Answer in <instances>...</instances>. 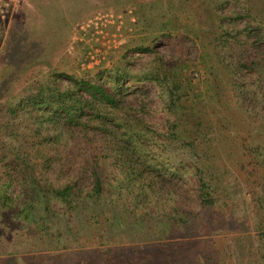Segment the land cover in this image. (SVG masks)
<instances>
[{"label":"rangeland","instance_id":"obj_1","mask_svg":"<svg viewBox=\"0 0 264 264\" xmlns=\"http://www.w3.org/2000/svg\"><path fill=\"white\" fill-rule=\"evenodd\" d=\"M259 21L264 0H0V115L38 82L82 94L83 79L124 74L122 91L151 128L143 154L179 169L157 192L140 191L109 166L102 196L74 210L38 200L20 173L5 205L0 180V264H264V212L257 213L264 166L255 163L262 154L264 163ZM173 74L182 88L176 107ZM177 113L205 133L194 138L182 127L168 139ZM193 139L202 142L197 153L182 143ZM203 152L219 171L208 208L193 169ZM65 171L50 173L56 184L66 182ZM24 190L38 219L22 212Z\"/></svg>","mask_w":264,"mask_h":264},{"label":"trees","instance_id":"obj_2","mask_svg":"<svg viewBox=\"0 0 264 264\" xmlns=\"http://www.w3.org/2000/svg\"><path fill=\"white\" fill-rule=\"evenodd\" d=\"M259 25L264 27L262 21H259ZM241 64L244 69L250 67L248 63ZM250 64L259 70L257 62ZM164 78L168 80L166 74ZM124 79V74L115 75L109 82L101 76L83 79L76 86L83 90L82 94H77L71 87L60 89L51 80H46L38 82L34 91L4 104L0 115V135L3 136L0 142L3 146L0 149V180L4 181L5 188L1 199L3 204L8 205L11 200L6 191L17 173L22 175L31 192L37 194L38 200L45 197L59 201L71 210L76 209L82 201L102 196L105 174L112 165L116 170H122L129 183L140 191L162 190L159 183L169 181L168 177H174L179 169L149 163L147 155L143 154L150 140L148 134L151 128L143 118H136L137 109L130 106L126 92L120 86ZM181 89V80L173 74L172 82L168 85L169 101L173 107H176L177 101H181ZM203 126L198 124L194 128L192 118L184 121L177 113L176 119L168 122V139H176L182 127L194 138H199L205 133L201 128ZM192 128L193 132L190 131ZM199 141L193 139L182 143L197 153L202 143ZM259 150L255 148L257 154H261ZM203 153L204 158L198 156L200 161L194 162L193 169L199 182L201 205L208 208L216 202L214 194L219 171L215 159L211 157L213 155ZM262 155L255 163L264 166L260 160ZM52 171L69 174L66 182L56 184L51 178ZM261 177L264 186V176ZM85 182L91 186L85 187ZM135 191L132 189L133 193ZM27 196L24 190L22 196L18 197V200L25 199L21 205L22 212H29L25 214L27 219L31 215L38 219L40 216L31 209ZM257 210V213L264 212V199L261 204L258 203ZM36 227H39V223Z\"/></svg>","mask_w":264,"mask_h":264}]
</instances>
